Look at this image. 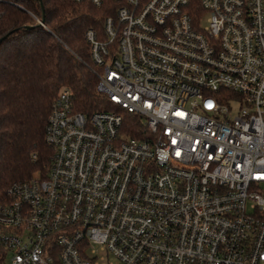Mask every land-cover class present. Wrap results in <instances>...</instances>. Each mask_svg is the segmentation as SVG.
I'll return each mask as SVG.
<instances>
[{
	"label": "built area",
	"instance_id": "obj_1",
	"mask_svg": "<svg viewBox=\"0 0 264 264\" xmlns=\"http://www.w3.org/2000/svg\"><path fill=\"white\" fill-rule=\"evenodd\" d=\"M72 1L113 110L58 92L0 264H264V0Z\"/></svg>",
	"mask_w": 264,
	"mask_h": 264
},
{
	"label": "trees",
	"instance_id": "obj_2",
	"mask_svg": "<svg viewBox=\"0 0 264 264\" xmlns=\"http://www.w3.org/2000/svg\"><path fill=\"white\" fill-rule=\"evenodd\" d=\"M106 15L72 0H0V202L10 185L47 165L46 123L61 89L78 112L113 110L96 91L84 40Z\"/></svg>",
	"mask_w": 264,
	"mask_h": 264
},
{
	"label": "water",
	"instance_id": "obj_3",
	"mask_svg": "<svg viewBox=\"0 0 264 264\" xmlns=\"http://www.w3.org/2000/svg\"><path fill=\"white\" fill-rule=\"evenodd\" d=\"M43 25V23L42 22H40V26H42ZM0 43H1V40H0Z\"/></svg>",
	"mask_w": 264,
	"mask_h": 264
}]
</instances>
